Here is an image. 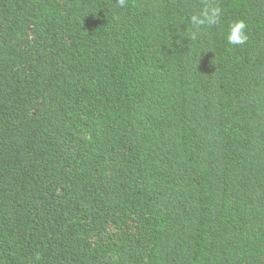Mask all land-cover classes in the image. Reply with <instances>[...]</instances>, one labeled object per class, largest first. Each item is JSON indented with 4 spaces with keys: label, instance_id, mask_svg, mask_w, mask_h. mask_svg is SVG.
<instances>
[{
    "label": "trees",
    "instance_id": "16d2710c",
    "mask_svg": "<svg viewBox=\"0 0 264 264\" xmlns=\"http://www.w3.org/2000/svg\"><path fill=\"white\" fill-rule=\"evenodd\" d=\"M0 264H264V0H0Z\"/></svg>",
    "mask_w": 264,
    "mask_h": 264
},
{
    "label": "clouds",
    "instance_id": "9594fccd",
    "mask_svg": "<svg viewBox=\"0 0 264 264\" xmlns=\"http://www.w3.org/2000/svg\"><path fill=\"white\" fill-rule=\"evenodd\" d=\"M127 0H119L121 7H124ZM222 14V9L218 5L207 4L199 12L194 13L190 17V23L195 30L192 37L195 38L196 32L204 26L215 25ZM247 24L244 20L238 19L233 22L227 34V42L229 45H243L248 40Z\"/></svg>",
    "mask_w": 264,
    "mask_h": 264
}]
</instances>
